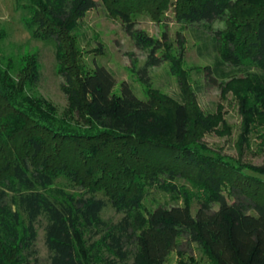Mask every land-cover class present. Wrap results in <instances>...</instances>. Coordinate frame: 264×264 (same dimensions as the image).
<instances>
[{
    "label": "trees",
    "instance_id": "16d2710c",
    "mask_svg": "<svg viewBox=\"0 0 264 264\" xmlns=\"http://www.w3.org/2000/svg\"><path fill=\"white\" fill-rule=\"evenodd\" d=\"M13 1L30 17L25 23L30 35L53 42L58 51L77 19L97 6L95 0ZM177 1V19L210 31L226 63L255 69L251 92L264 101V0ZM102 2L135 46L149 50L141 73L146 81L147 69L168 59L157 54L162 43L136 29L127 12ZM215 22L225 28L212 30ZM56 59L70 108L90 131L70 128L26 96L27 80H37L35 69L33 76L28 73L32 63L15 81L13 63L0 50V264H39L34 242L41 217L46 264H85L75 243L84 232L102 235L106 264H165L179 238L196 244L209 264H264V178L259 176L264 165L253 175L203 155L187 146L185 104L172 106L167 125L150 115L153 97H137L126 81L115 90L114 75L104 66L78 75L63 55L57 52ZM205 70L215 83L216 70ZM166 135L170 142L150 140ZM183 172L193 173L206 190L195 214L186 204L146 209V189L178 194L174 181ZM59 177L81 185L83 192L52 188ZM106 203L123 214L119 221L101 219Z\"/></svg>",
    "mask_w": 264,
    "mask_h": 264
},
{
    "label": "rangeland",
    "instance_id": "374dc122",
    "mask_svg": "<svg viewBox=\"0 0 264 264\" xmlns=\"http://www.w3.org/2000/svg\"><path fill=\"white\" fill-rule=\"evenodd\" d=\"M95 1L97 6L77 19L76 29L63 37L65 41L58 51L53 42L30 35L25 25L30 17L23 6H17L13 0H0V50L6 61L13 63L12 76L17 81L28 62L32 63L28 67L29 76L34 73L31 68L37 75L35 83L29 79L23 86L25 95L43 106L45 104L55 119L70 128L90 131L92 129L71 110L68 92L62 89L66 87L62 85L57 52L74 65L78 75L91 72L96 64L102 65L113 73L115 90L126 81L137 97H153L155 107L150 115L167 125H170L172 106L185 104L190 120L187 146H195L203 155L256 175V170L264 165V101L251 92L254 87L251 75L255 69L247 72L226 63L220 57V43L214 42L210 31L177 19V0H108L109 7L130 15L136 29L162 43L157 54L168 59L148 68L144 81L141 73L149 50L137 48L106 4L102 0ZM21 4L27 6L26 2ZM224 28V22L212 24V30ZM208 67L216 70L217 74H212L215 83L206 75L205 68ZM150 140L170 142L171 137H150ZM174 184L180 190L178 194L172 195L157 187L146 189L143 201L146 209L186 204L194 215L197 200L203 198L205 187L190 172L180 173ZM52 188L71 195L83 192L81 185L64 177H59ZM101 194L98 192L97 196L104 199ZM122 216L109 203L100 213L102 220L112 223ZM45 224L43 217L35 224L34 246L39 264L48 261ZM101 236L91 232L77 236L75 243L85 264H106L109 255ZM178 242L165 264H209L196 244L188 243L184 238H179Z\"/></svg>",
    "mask_w": 264,
    "mask_h": 264
}]
</instances>
